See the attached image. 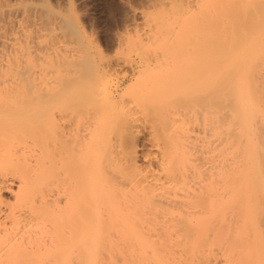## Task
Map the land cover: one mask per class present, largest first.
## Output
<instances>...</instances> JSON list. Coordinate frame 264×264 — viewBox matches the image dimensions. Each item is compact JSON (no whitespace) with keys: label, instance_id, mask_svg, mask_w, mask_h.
I'll list each match as a JSON object with an SVG mask.
<instances>
[{"label":"bare ground","instance_id":"6f19581e","mask_svg":"<svg viewBox=\"0 0 264 264\" xmlns=\"http://www.w3.org/2000/svg\"><path fill=\"white\" fill-rule=\"evenodd\" d=\"M19 1L0 264H264V0H153L104 47Z\"/></svg>","mask_w":264,"mask_h":264},{"label":"rangeland","instance_id":"374dc122","mask_svg":"<svg viewBox=\"0 0 264 264\" xmlns=\"http://www.w3.org/2000/svg\"><path fill=\"white\" fill-rule=\"evenodd\" d=\"M32 1V2H31ZM36 3H35V2ZM26 3L29 4L27 8L32 7L33 10L30 8V14L32 11L36 12L37 7L41 6L45 7L42 8L44 11L49 8L52 13V17L48 12L49 18H53V15H60L59 20L64 21L66 26L64 29L72 34V38L81 40L82 35H87L89 39L93 42L98 44L101 47H104L106 44L110 43L116 34L123 31L126 28H130L131 25L135 23H139L141 21L139 11H148L149 8L153 5V0H27V1H19L20 4ZM29 2V3H28ZM11 3H17L16 0H11ZM18 3V4H19ZM32 3V4H31ZM35 5L37 6H34ZM39 6H38V5ZM31 5V6H30ZM30 6V7H29ZM34 6V7H33ZM53 8V9H52ZM57 8V10H56ZM59 8V9H58ZM64 9L65 11H62ZM71 8V10H70ZM55 9V11H54ZM69 9V10H67ZM28 9H26L25 13ZM41 9L39 13L41 14ZM61 10V11H60ZM28 11V13H29ZM37 11V12H38ZM45 11V12H46ZM67 11V13H65ZM71 11V12H69ZM36 12V16L32 13L34 18H37V22L41 24L43 21V16L48 17L45 14H39ZM44 12V13H45ZM43 13V11H42ZM58 13V14H55ZM61 13V14H59ZM70 13V14H69ZM27 14V13H26ZM39 14V16L37 15ZM66 14V15H65ZM69 16L67 17V15ZM31 16V15H30ZM65 16V17H64ZM41 17V18H39ZM59 17V16H58ZM39 18V20H38ZM63 18V19H62ZM46 19V21H47ZM67 19V20H66ZM36 20V19H35ZM66 20V21H65ZM38 23V24H40ZM44 23V22H43ZM62 26L61 21L59 22ZM63 23V24H64ZM68 23V25H67ZM40 24V26H42Z\"/></svg>","mask_w":264,"mask_h":264}]
</instances>
